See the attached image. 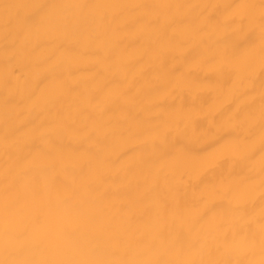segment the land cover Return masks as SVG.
<instances>
[{"label": "bare ground", "instance_id": "6f19581e", "mask_svg": "<svg viewBox=\"0 0 264 264\" xmlns=\"http://www.w3.org/2000/svg\"><path fill=\"white\" fill-rule=\"evenodd\" d=\"M18 3L60 5L47 9L60 23L19 26L34 9L4 8ZM206 3L255 5L242 44L254 92L203 61L192 20L206 12L190 5ZM259 5L0 0V259L259 261ZM252 95L254 135L239 151L253 155L217 166ZM249 175L235 211L219 186Z\"/></svg>", "mask_w": 264, "mask_h": 264}, {"label": "snow or ice", "instance_id": "6c2138e0", "mask_svg": "<svg viewBox=\"0 0 264 264\" xmlns=\"http://www.w3.org/2000/svg\"><path fill=\"white\" fill-rule=\"evenodd\" d=\"M33 8L31 15H26L18 22L19 26L37 24L55 28L60 21L53 15L48 14V8L61 7L60 5H29V4H5L4 8H15L17 14L24 8ZM193 8H199L206 12L202 18L192 20L196 30L201 35L203 44L202 59L207 63L217 65V70L221 74L234 73L246 92L255 91V81L251 78V70L255 62V56L252 49L243 48L245 38L254 30L256 18L252 15L251 9L255 5L240 3L235 6L229 3H211L190 5ZM259 16V36H260V54L259 62L261 69L260 91H259V129H260V149L261 163L259 170V190L262 197L260 213V259L255 260H184L171 261L160 259H121V260H91V259H60V260H19V259H0V264H264V0H260ZM37 17H39L37 19ZM12 18L5 20L6 28L11 25ZM256 96L252 95L249 99L245 112L237 110L232 113L230 119L234 122L237 130L236 138L231 142L234 149L230 150L225 145L222 156L216 159V165H222L230 157L235 158L239 155V162H243L253 155L254 146L247 147L242 153L239 151L240 146H247L249 138L254 135V114ZM256 186V180L252 175L243 178L240 181L227 180L219 186L225 194H230L233 200L237 201L234 206L235 211H241L239 208L240 193L252 191ZM11 185H6V191ZM13 201L5 199L4 212L7 216L13 207ZM7 235V225L5 226Z\"/></svg>", "mask_w": 264, "mask_h": 264}]
</instances>
